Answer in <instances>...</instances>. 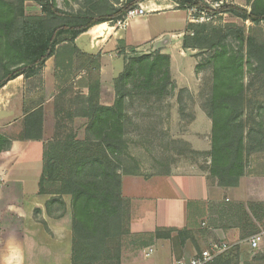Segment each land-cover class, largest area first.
I'll return each mask as SVG.
<instances>
[{
  "label": "trees",
  "instance_id": "16d2710c",
  "mask_svg": "<svg viewBox=\"0 0 264 264\" xmlns=\"http://www.w3.org/2000/svg\"><path fill=\"white\" fill-rule=\"evenodd\" d=\"M27 1L0 0V89L18 77H23L31 89H39L31 79L41 77L48 59H54L57 72L60 55L78 54L75 56L85 75L80 78V85L86 89V97L78 101L82 106L81 114L75 115L70 109H55L52 139L43 143L38 194L57 197L46 203L48 213L53 204L65 207L62 196L70 197L71 264H120L121 239L130 235L129 201L121 196V177L140 176L123 165L128 158L124 137L129 125L125 96L131 95L126 88L132 86L144 96L171 95L166 93L171 83L170 58L159 53L130 58L114 80L113 103L101 104L99 58L80 53L74 42L95 26L122 20L143 0H129L109 11L90 0L85 1L86 9L77 13L59 10L52 0H37L41 16L25 14ZM174 1L183 9L227 15L254 27L264 25V0H246L250 10L223 3L212 11L202 0ZM229 40L235 48L228 45ZM181 49L208 53L195 67L196 72L205 70L210 74L208 93L202 105L211 123L210 150L202 156L209 160L206 171L211 184L235 187L245 173L249 157L264 156V107L257 101L264 100V33L253 29L246 33L234 24L221 28L211 23L187 24ZM90 64L94 67L90 68ZM95 72L98 74L94 75ZM254 111L257 114L254 115ZM76 118L86 121L81 141L74 129ZM43 124L41 107L25 112L16 139L42 141ZM249 124L254 127L247 130ZM11 145V139L0 134V156L9 151ZM19 152L11 155L9 162ZM8 211L4 214H9ZM198 233L200 231L190 224L181 230L158 228L148 236L150 241L169 240L173 248L179 249ZM240 255L239 247L233 246L208 264H241Z\"/></svg>",
  "mask_w": 264,
  "mask_h": 264
},
{
  "label": "rangeland",
  "instance_id": "374dc122",
  "mask_svg": "<svg viewBox=\"0 0 264 264\" xmlns=\"http://www.w3.org/2000/svg\"><path fill=\"white\" fill-rule=\"evenodd\" d=\"M36 1L37 0H28L25 3V14L27 16H41V10ZM52 1H54L56 7L63 12L77 13L86 9L85 1L90 0ZM92 1H97L99 7L109 11L111 7L118 8L129 0ZM202 1L211 8V11L217 9L223 3L238 5L250 10V4H248L246 0ZM139 7H149L153 11H177L174 13L154 14L151 15L152 18H149V16L145 17L147 19V25L145 26H148L151 29L153 36L160 34L164 30L182 29L186 15L188 16V24L192 25L211 23L214 27L221 28L226 25L234 24L243 28L246 33H248L250 29L262 34L264 33L263 24L259 27H254L249 22L244 23L227 15H213L210 11L183 9L174 0H143L138 3L135 8ZM126 15L120 21H115L111 24L106 23L107 27L105 26L103 32L106 33L109 31V28L114 31L121 30L122 34L126 35V37H128L127 35L129 34L136 37L137 34L142 32L140 30V20H127L125 27H119L117 24L118 22L124 23ZM137 21L139 24L136 23ZM185 33L186 28L182 34L184 35ZM92 35L97 36L100 34ZM167 40H169V35L165 34L157 45L164 47L163 44H165ZM74 44L76 49H78L75 42ZM84 44L87 46L89 43L82 42L81 46L84 47ZM228 45L235 48V44L230 40L228 41ZM115 49L116 51H112L110 58L107 56V52H94L89 54L78 49L82 54H87L97 59L99 58L98 64L100 68L103 66V75L100 74L101 70H99V74L95 72L94 75H99V102L104 105L113 103L115 99L114 80L121 73L127 60L133 57H142L145 55L154 56L157 53L161 54L160 50L154 49L153 46H140L137 48L127 47L121 41L117 43ZM131 49H134V52H131ZM115 52H117V54L114 56ZM169 53L174 64L172 67L170 62L169 74L171 88L168 85L166 93L170 92L171 95H164L161 97L144 96L140 91H134L132 86H127L126 88L127 91L131 92V95L128 97L125 96V115L129 125L126 127V136L124 137L127 144L125 154L128 158L124 160L123 165H125L126 170L136 172L143 177L152 175L163 176L179 167L198 165L203 168L205 166L204 163L206 157L202 156V152H195L192 150L191 146L186 142V137L188 138L190 133L194 131L204 134L206 129L211 126L210 120L202 110V105L205 103L206 99L205 95L208 93L210 85V74L205 70L201 72H196L195 70L196 65L202 63L203 60L207 58L208 53L188 51V56L185 60H180L179 52L176 49H170ZM75 55L78 54L74 53L72 57L64 56V53L63 56L60 55L59 60L61 63L59 70L57 72L54 71L53 74L55 90L50 98V103L48 102V99H45L44 94H42L44 67L42 69L41 77H34L31 79V81H36L39 89L37 93H35L36 96L32 98L33 100L29 101L30 108H27L28 111L26 110L23 113L31 112L34 109L41 107L43 109L44 123L46 120V111L49 114L50 117L48 120L51 122L49 127L50 135H48V138H45L43 134L42 141H39L42 142V144L52 139L54 133V112L56 108H63L64 111L70 109L75 115L81 114L82 106L78 101L79 99L86 97L87 91L84 86L80 85V78L83 76L85 77V75L80 69V63ZM97 59H95V62ZM79 60H81V57H79ZM193 62H195V66L192 71ZM92 66L94 67L93 64H90V68H93ZM91 72L93 71L91 70ZM246 78L248 79L249 77L246 76ZM257 101L262 107H264L263 99H257ZM48 104L50 106L45 111V107ZM253 114H257V111H254ZM85 125L86 121L84 119H74V129L76 131L77 139L80 141L83 140L85 136ZM253 127L254 125L249 124L246 129L249 130V128L251 129ZM2 135L11 139L12 145L9 151L0 156V174L7 168L6 165L9 164L11 155L20 151L26 142L17 140L16 137L18 134L14 130ZM189 141L191 143H198V139L194 138V136H191ZM258 159H264V156L261 154L250 156L248 164L251 160L256 161ZM176 182L179 183L180 180H176ZM25 186L28 188L30 186V181H26ZM39 196H42V199H45L44 208L47 202L57 199V197L49 195ZM61 199L65 207L61 208L57 204H53L48 208L50 213L45 210L46 216L53 222L64 224L68 221L66 216L69 213L71 223L70 197L62 196ZM14 202L15 203L11 204L8 208H5V210H9V214H4L5 211L0 214V264H50V262L45 259H43L42 262H37L34 254H31V249L34 250L35 248L34 236H31L29 242H27L30 252L27 253L26 262L22 261L21 248L24 246V242L21 225L24 202L22 200L16 201V199H14ZM2 204H4V197H0V210ZM127 207L130 220L132 209L130 201ZM33 218L47 233H49L45 221L41 218V212L38 209L33 211ZM148 219V216H146V224L150 223ZM131 229H140V222L134 221ZM253 234H258V232H253ZM261 237L262 240L257 249L252 250L250 247L247 248V246H245V252H243L244 257H241L240 255L241 264H264V233H262ZM150 239L151 238H149L148 235L144 236V234L143 236L133 234L123 236L121 239V255L124 256V262L122 264H160L161 258L160 255H157L156 249H153V251H155L148 257H145L146 253L149 252L147 247L149 246ZM209 248L210 246L205 247V249ZM64 257V254H62L61 258L63 259Z\"/></svg>",
  "mask_w": 264,
  "mask_h": 264
},
{
  "label": "crops",
  "instance_id": "0c3cea01",
  "mask_svg": "<svg viewBox=\"0 0 264 264\" xmlns=\"http://www.w3.org/2000/svg\"><path fill=\"white\" fill-rule=\"evenodd\" d=\"M143 9L144 16L135 18L140 20L142 31L136 37L130 34L126 37L121 30L114 31L109 28V31L104 33L103 30L107 25L102 24L76 38L77 48L89 54L107 52L110 58L112 51H116L117 43L121 41L127 47L153 46L154 49L160 50L161 54L169 56L172 67L174 63L169 53L170 49H176L180 60H185L188 52L181 49V38L188 24V16L186 15L182 29L164 30L153 36L151 29L145 26L147 25L145 17L152 18L151 15L154 14L177 11H153L149 7ZM136 23L139 24L138 21ZM165 34L169 35V40L163 44L164 47H161L157 44ZM82 42L89 44L87 46L84 44L82 47ZM116 54L117 52L114 56ZM192 66L193 71L195 62ZM100 70V74L103 75V66ZM43 74L42 94L49 102L55 90L53 58L45 62ZM37 91L38 89H31L28 84L26 85L23 77L9 81L0 89V133L7 134L13 130L16 132L20 130L24 117L23 112L30 108L29 101L33 100ZM49 106V104L46 105L45 111ZM49 117L46 111V120L43 124L45 138L50 135ZM210 132L211 126L204 134L197 131L191 132L188 138L186 137V142L195 152L206 153L210 150ZM191 136L197 138L198 143H191L189 141ZM42 149V142L26 141L18 156L9 164L7 163V168L0 174V197H4L0 214L5 211L6 207L15 203L14 199L24 202L21 225L24 242L21 248L23 262H26L27 253L30 252L27 242L31 236H34L35 248L31 249V254H34L37 262L45 259L50 264H70V214L66 216L68 221L64 224L49 220L44 208L45 199L37 193L42 172ZM204 165L203 168L198 165L179 167L163 176L121 177V196L130 201L132 207L130 234L151 235L158 228L181 230L190 224L200 231V234L195 235L193 240L186 241L183 248L179 249L173 248L169 240H152L147 247L149 252L145 257L156 249L157 255L161 258L160 264H174L183 257H190L204 250L206 246L211 247L222 243L231 247L238 246L241 257H244L245 246L249 248V240L252 237L258 236L261 242V235L264 233V159L251 160L237 186L231 188H221L211 184L206 171L209 165L207 158H205ZM26 181H30L28 188L25 186ZM35 209L41 212V218L45 221L49 233L34 220L33 211ZM146 216L149 218V224L145 222ZM134 221L140 222V229H131ZM253 232H258V234H253ZM62 254L65 256L63 259ZM123 262L124 256L121 255L120 264Z\"/></svg>",
  "mask_w": 264,
  "mask_h": 264
},
{
  "label": "built area",
  "instance_id": "2783aa9c",
  "mask_svg": "<svg viewBox=\"0 0 264 264\" xmlns=\"http://www.w3.org/2000/svg\"><path fill=\"white\" fill-rule=\"evenodd\" d=\"M145 11L142 7L133 8L128 11L126 15V20L123 22H118L119 27H125L126 21L130 19L140 18L144 16ZM122 24V26H121ZM260 245V238L258 236H254L249 240V247L254 250L257 249ZM231 246H228L225 243L222 244H214L209 249L201 250L194 255L181 258L177 260L174 264H208L210 263L217 255H220L226 251H228ZM148 256V255H147Z\"/></svg>",
  "mask_w": 264,
  "mask_h": 264
}]
</instances>
